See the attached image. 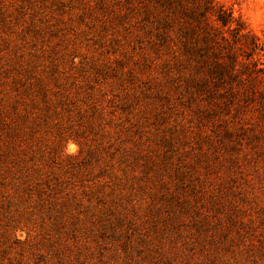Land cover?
I'll return each instance as SVG.
<instances>
[{
	"label": "rangeland",
	"instance_id": "rangeland-1",
	"mask_svg": "<svg viewBox=\"0 0 264 264\" xmlns=\"http://www.w3.org/2000/svg\"><path fill=\"white\" fill-rule=\"evenodd\" d=\"M164 10L0 0V264H264V99L195 92Z\"/></svg>",
	"mask_w": 264,
	"mask_h": 264
},
{
	"label": "trees",
	"instance_id": "trees-1",
	"mask_svg": "<svg viewBox=\"0 0 264 264\" xmlns=\"http://www.w3.org/2000/svg\"><path fill=\"white\" fill-rule=\"evenodd\" d=\"M145 1L165 6L167 16L184 18L180 29L184 31V55L198 76L193 74L191 80L195 92L211 101L226 98L230 102L239 92L234 86L247 80V96L257 93L263 101L264 91L255 87V81H264L263 46L231 9L216 0Z\"/></svg>",
	"mask_w": 264,
	"mask_h": 264
}]
</instances>
